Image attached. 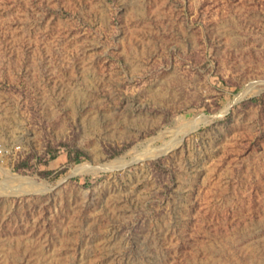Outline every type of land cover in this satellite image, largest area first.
I'll return each mask as SVG.
<instances>
[{
	"label": "rangeland",
	"instance_id": "1",
	"mask_svg": "<svg viewBox=\"0 0 264 264\" xmlns=\"http://www.w3.org/2000/svg\"><path fill=\"white\" fill-rule=\"evenodd\" d=\"M0 264H264V0H0Z\"/></svg>",
	"mask_w": 264,
	"mask_h": 264
},
{
	"label": "bare ground",
	"instance_id": "2",
	"mask_svg": "<svg viewBox=\"0 0 264 264\" xmlns=\"http://www.w3.org/2000/svg\"><path fill=\"white\" fill-rule=\"evenodd\" d=\"M21 182H29V179L24 177V176H21ZM33 183L31 182L30 185H32Z\"/></svg>",
	"mask_w": 264,
	"mask_h": 264
},
{
	"label": "water",
	"instance_id": "3",
	"mask_svg": "<svg viewBox=\"0 0 264 264\" xmlns=\"http://www.w3.org/2000/svg\"><path fill=\"white\" fill-rule=\"evenodd\" d=\"M28 179H29V178H28ZM32 181H34V180L29 179V182H25L24 185H30V183H31Z\"/></svg>",
	"mask_w": 264,
	"mask_h": 264
}]
</instances>
